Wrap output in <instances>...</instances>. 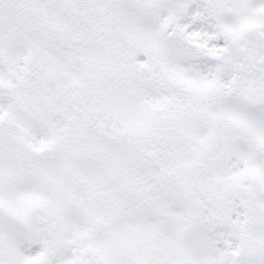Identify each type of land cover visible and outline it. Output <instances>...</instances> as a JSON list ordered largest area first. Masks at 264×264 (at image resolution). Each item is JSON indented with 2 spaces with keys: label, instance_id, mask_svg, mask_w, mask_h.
<instances>
[{
  "label": "snow or ice",
  "instance_id": "obj_1",
  "mask_svg": "<svg viewBox=\"0 0 264 264\" xmlns=\"http://www.w3.org/2000/svg\"><path fill=\"white\" fill-rule=\"evenodd\" d=\"M0 264H264V0H0Z\"/></svg>",
  "mask_w": 264,
  "mask_h": 264
}]
</instances>
